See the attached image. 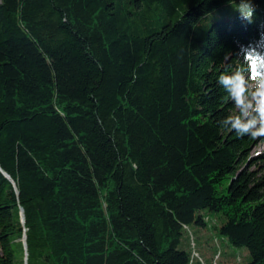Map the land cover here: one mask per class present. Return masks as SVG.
I'll use <instances>...</instances> for the list:
<instances>
[{
	"label": "trees",
	"instance_id": "1",
	"mask_svg": "<svg viewBox=\"0 0 264 264\" xmlns=\"http://www.w3.org/2000/svg\"><path fill=\"white\" fill-rule=\"evenodd\" d=\"M233 1L0 0V264H219L211 220L264 264V152L231 130L257 113L219 80L264 0L201 22Z\"/></svg>",
	"mask_w": 264,
	"mask_h": 264
},
{
	"label": "clouds",
	"instance_id": "2",
	"mask_svg": "<svg viewBox=\"0 0 264 264\" xmlns=\"http://www.w3.org/2000/svg\"><path fill=\"white\" fill-rule=\"evenodd\" d=\"M235 10L240 14L241 19L251 22L255 6L251 0H240ZM261 47H264V38L255 47L242 48L249 79L256 85V90L251 94V102L248 100L245 81L238 73L219 77L220 82L235 99L236 106L242 109L244 114H247L249 110L257 113L246 120L239 117L231 118V130H234L238 137L250 136L253 139L264 137V51L260 50Z\"/></svg>",
	"mask_w": 264,
	"mask_h": 264
},
{
	"label": "rangeland",
	"instance_id": "3",
	"mask_svg": "<svg viewBox=\"0 0 264 264\" xmlns=\"http://www.w3.org/2000/svg\"><path fill=\"white\" fill-rule=\"evenodd\" d=\"M240 0H235L229 4H224L219 6L209 12L205 17L201 19V22L205 25H209L214 21L232 18L240 16V14L235 10L236 4ZM245 87L247 89L248 100L252 101L251 94L256 90L255 82L245 79ZM252 155H260L264 152V139L263 137H258L257 142L252 146ZM206 213L210 214L208 211ZM214 220H211L207 225V228L203 226L194 227L198 231L199 240L203 242V251L205 258L210 262V258L214 252L215 247H220L223 249V255L219 259V264H228L234 261L247 262L251 259V254L249 248L246 245H233L228 243V240L222 239L218 230L212 225ZM208 240L211 242V245L208 244Z\"/></svg>",
	"mask_w": 264,
	"mask_h": 264
},
{
	"label": "water",
	"instance_id": "4",
	"mask_svg": "<svg viewBox=\"0 0 264 264\" xmlns=\"http://www.w3.org/2000/svg\"><path fill=\"white\" fill-rule=\"evenodd\" d=\"M7 175L10 177V175L7 173Z\"/></svg>",
	"mask_w": 264,
	"mask_h": 264
}]
</instances>
